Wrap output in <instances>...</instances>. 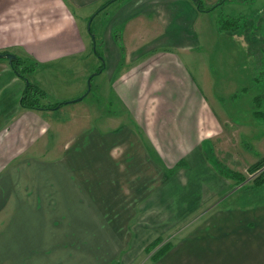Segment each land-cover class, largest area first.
<instances>
[{"label": "crops", "instance_id": "obj_1", "mask_svg": "<svg viewBox=\"0 0 264 264\" xmlns=\"http://www.w3.org/2000/svg\"><path fill=\"white\" fill-rule=\"evenodd\" d=\"M103 1L68 0L69 5L65 0H50L38 14L51 12L47 5H52L56 16L63 12L64 31L57 22L44 18L33 30L25 24L17 33L19 38L20 32L23 33V39L16 44L15 32L2 29L7 36H0V48L13 45L23 48L41 66L50 67L43 70L49 77L53 75L52 64L64 63L66 59L92 60L100 66L102 61L95 53L94 39L86 43L78 37L82 32L79 16L89 15L83 9L91 2L99 8ZM217 1L205 0L208 5ZM8 3L9 0H0V8ZM71 8L80 11L74 14ZM105 10L101 14L105 18L100 30L105 68L97 70L95 76L98 80L102 78L106 96L119 99L128 107L135 124L124 125L119 133L103 131L102 141L93 144L94 153L90 157L102 160L99 167L102 177L97 183L109 181V175L116 173L107 164L108 160L116 159L112 157L113 146L129 144L131 149L142 152L146 142L159 150L160 141L174 157L186 153L187 159L199 164L194 171L201 179L195 182L190 173L186 182L163 187L161 197L146 204L152 209L151 215L136 216L133 232L101 235L92 229V212L84 211L92 204L89 201L81 204L83 200L93 199L87 195L80 200V191L87 192V187L80 189L75 180L60 184L61 178L72 171L60 166L47 167L41 161L43 155L39 154L46 153L48 118L55 111L23 107L25 81L13 72L10 62L8 65L0 60V264H264V199L246 195L244 199L251 197L252 201L241 202L235 199L238 197L228 198L235 196L234 189L230 190L231 181L203 156L206 152L203 143L212 140L209 129L214 128L215 137L222 130L215 112L222 107L213 108L208 103L214 79L210 57L214 53L222 55V49L219 50L222 37L214 28L212 12L199 10L192 0H117ZM31 31L33 34L29 35ZM217 58L222 61V56ZM238 68L236 65V75ZM36 72L29 77L35 83L41 79ZM95 76L92 72L85 83L77 80L74 84L73 92L86 85L85 92L80 94L84 97L81 101L100 94V85L95 88ZM237 83L239 76L234 78V84ZM230 94L239 98L236 91ZM243 95L247 101L249 97L254 100L255 88L245 89ZM219 101L222 103L221 97ZM238 104L237 99L232 100L236 122L243 112L255 115L254 105L247 102L244 108L241 103L238 109ZM180 114L183 120L178 119ZM233 122L237 129L243 124ZM251 125L246 124L247 137L253 138L262 155L264 122L254 121ZM137 127L144 129V136ZM250 128L256 132L249 135ZM125 152L117 158H128ZM34 153L39 154L33 156ZM119 175L122 176L117 172L118 181ZM13 176H21V181L11 182ZM32 176L36 177L34 182L23 179ZM5 177L9 179L2 183ZM96 185L95 188L93 184V192L111 190L109 183ZM80 207L84 208L80 210ZM19 236L29 242L21 247L18 242L7 243ZM159 238L162 242L157 248L165 244L170 247L158 260H153L151 255V262L144 263L146 246ZM31 240L42 241L38 247L45 248L43 258H36L29 251ZM50 256L55 257L48 259Z\"/></svg>", "mask_w": 264, "mask_h": 264}, {"label": "rangeland", "instance_id": "obj_2", "mask_svg": "<svg viewBox=\"0 0 264 264\" xmlns=\"http://www.w3.org/2000/svg\"><path fill=\"white\" fill-rule=\"evenodd\" d=\"M21 1L22 0H9V3L6 6L0 8V36L2 38L7 36V32L2 31V29L14 31L16 34H14V36H17L18 31H20L25 24L27 27L30 26L33 30L35 25L37 27V23L42 21L44 18H47V21L57 22L58 26L61 25L64 31V27L66 26V17L62 16L63 12L58 13L56 16L55 13H52V5H47V8L51 11L48 12L49 15L48 13L46 15L45 13L38 14L40 13L41 7L46 5L47 2L49 3L50 0ZM220 1L221 0H218L215 3ZM65 2L69 4L68 0H65ZM206 4L208 5V3ZM95 6L96 5L91 2L90 5H87L83 9L84 11H87L86 13L89 15L84 18L81 17L83 15L79 16V19L83 20V22L79 20L82 32L80 33L78 39L86 43H90L92 41L93 34L91 35L88 31V24L91 22L93 32L95 34L98 32L96 36H98L97 43L98 50L100 51L102 49L100 30L104 24L103 22L105 18V15L101 14L106 13L107 9L105 11L103 10L107 6L101 10H99L100 6L99 8H95ZM29 9H32L31 12H29ZM92 10H94L93 13H91ZM78 11L80 10L72 9L71 12L75 14V12ZM211 12V17L215 21L214 28H216L215 30L219 33L220 37H222V48L218 47L219 50L222 49V61L219 60L220 58H217V56L221 57L219 54L216 55V53H214L210 57V64L214 78L212 84L213 94L211 93L212 95L207 97L209 101L208 103H210L213 108H215L216 105L222 107L220 111L215 110L220 118L222 130L220 131L221 135L215 137L216 135L214 134L217 133L213 132L214 128L209 129L211 132V136H209V138L212 140L203 143L204 151H206H203V156H205L204 159L206 158V161L209 159L210 162H207L211 165V167L218 169L215 164L221 162L228 168L239 171L245 175L246 181L241 184H238L236 180L227 177L232 183L230 190L234 189L233 191H235V196L230 195L228 198L234 199V197H238L239 199H235L241 202L246 200L252 201L251 197H254L257 200H262L264 199V183L260 186H256V177L264 171V166L253 172L250 170V167L262 156H264V154L260 155L261 153L254 145L253 138L251 136L247 137L246 124H250V127H252L253 125L251 124H253L254 121L258 124V122H264V118L243 112L241 113L242 118H239L240 122H236L233 118L234 111H232V100H238V109L241 108V103L243 104L242 106L246 108L247 102H249L254 105V110L259 109L264 111V103L263 105L261 104L260 106H257L258 100L255 101L258 95L261 94V96H264V65L260 61H256L257 57H259V60H262L261 54H263L262 50H264V0H244L238 2L235 0H227L224 4L215 8ZM96 15L100 16L97 20ZM240 15H242V17L244 16L246 20H251L249 28L245 29L241 26L238 29L232 28L230 32H220L218 30L217 20L220 17H240ZM33 20L36 24H34ZM72 21H74V19ZM44 25H46L45 22ZM256 26H259L258 30L256 29ZM22 34L23 33L20 32L21 38L17 36L14 43L18 44L21 39H23ZM31 34H33L32 31L29 35ZM11 35L12 34H10V36ZM88 49H91V47ZM3 50H7L10 53L21 56L26 59L28 64L31 60H35L30 57V55H28L23 48H17L14 45L0 48V51ZM90 59L92 58H89V60ZM0 60H5L3 63L9 65V61L7 59L1 58ZM230 62H232V65ZM235 64L239 66L238 75H236L235 72ZM230 65L233 69L232 72ZM52 67L53 75L50 77L43 71L46 68H50L49 66L45 67L39 65V69L37 68L34 71H38L36 73H38L37 77L39 79L41 77L37 84L47 93V98L43 99V103H50L49 105H53L59 101L77 99L78 97H81L86 90V85L82 90L79 89L73 92L72 90L74 89V84L77 83V80H79V83H85L92 72L94 76L96 75L100 66L95 64V61L92 62V60H84L80 62L77 60L75 61L74 59H66L64 63L52 64ZM34 72L31 74H34ZM39 73L41 75L40 77ZM31 74H29V77ZM237 76H239V83L234 84V78L236 80ZM31 79L33 82L35 81L33 77ZM101 79L102 78L98 80L95 76L96 81H94L95 88H97L98 85L101 87L99 90L100 94H95V96L91 95L88 99L81 101L84 98L83 97L81 100L64 104L56 109H49L54 110L55 114L48 118L50 128H48L47 131L46 153H34L33 156H38V154L43 155V159L41 158V161L46 163L47 167L60 166V168H66L67 172L72 171L71 174L65 175L63 177L64 179L61 178L62 180L60 181V184H70L72 183L71 180H75L81 185L80 189L87 187V192L80 191V200L84 199L87 195L93 197L91 200L86 199L81 201V204L83 205H86L87 201L92 204L84 209V211L89 210L92 212V229L100 232L101 235H108L111 233L129 234L134 230L136 216L141 215L143 217H149L151 215L150 211H152V209L146 204H148L151 199L160 198V194L164 190L163 187L167 184H180L183 181L186 182L190 179V173L195 182H199L201 177L198 173H195L194 170L200 166L193 160L189 158L188 160L186 153H181L178 158L174 157V153L166 150L158 137L160 141V143L158 142L159 150L154 144H147V142V149L142 146V152H136L134 149H131L132 147L129 144L125 146H113L112 157H116V159L108 160L107 164L112 167L111 171H116V173L120 172L122 174V176L119 175L120 181L116 178V173L112 172L111 175H109V181H100L97 183V180L102 177V169L99 168L102 166V160L90 157V155H93L94 153L93 144L96 140L102 141L101 137L103 131H105L104 133H108L110 131L119 133L123 130L122 127H124V125L135 124L133 114L128 112V107H126L124 103H121L119 99L108 97L104 94ZM250 87L255 88V96L254 100H250L249 97V101H247V97L243 95V91ZM243 88L245 89L242 90ZM96 91L98 90L96 89ZM234 91L239 93V98L231 97L230 93H234ZM76 95L80 96L75 97ZM241 96L242 98H240ZM219 97L222 98V103L219 101ZM109 98L110 101H107L106 99ZM234 108L236 109V106H234ZM178 119H182L181 114ZM231 119H233L235 123L242 122V126L237 129V126ZM158 120L160 121L159 118ZM138 127L137 130H141L140 134L144 136V129L141 127L139 129ZM250 129L252 131L249 132V135L256 132V129ZM238 135H241V138ZM122 140L124 141L125 137H123ZM243 148L247 152H245ZM124 152L125 155H129V157L125 159L123 158V160L118 159L117 155L120 153L123 154ZM189 168L190 171H188ZM24 178H27L29 183L34 182V179H36L34 176H32V179L28 177H23V179ZM8 179L9 177H5L2 183H6ZM19 181H21V176L11 177V182ZM102 182L105 184L109 183L111 190L105 193L96 191L93 192L92 189L94 187H98L96 184L99 185ZM93 184L95 185L94 187ZM88 186L91 191L88 190ZM246 195H250L251 197H247L245 200L244 197ZM99 196L101 198H98ZM84 207H80V210ZM164 237H166V235H164ZM12 242H18L21 247L29 241H26L23 237L19 236L9 239L7 243L10 244ZM41 242L42 241L37 240L30 241L32 248H30L29 251L32 250L33 255H35L36 258H43L42 256L45 255L44 246L38 247V244ZM83 243H85V240ZM35 245L37 247H35ZM88 246H91V244L88 243ZM161 247L162 245L159 246V248ZM159 248L156 247L154 251ZM151 255L152 254L148 253L145 248L143 257L144 263L151 262ZM54 257L55 256H50L48 259H52ZM81 258L85 261V256H82ZM57 264L62 263L58 262Z\"/></svg>", "mask_w": 264, "mask_h": 264}, {"label": "trees", "instance_id": "obj_3", "mask_svg": "<svg viewBox=\"0 0 264 264\" xmlns=\"http://www.w3.org/2000/svg\"><path fill=\"white\" fill-rule=\"evenodd\" d=\"M115 1L117 0H105L103 4L100 6L99 10L103 9L104 7L110 5L111 3ZM192 1L196 4L199 10L212 11L215 8L219 7L220 5L224 4L227 0H221L220 2L215 3L214 5H207L205 0H192ZM235 1L238 2V1H244V0H235ZM250 22L251 20L249 19L246 20L244 16L242 17V15H240V17L239 16L237 17L222 16L217 20V27L220 32H230L232 28L238 29L241 26H243L245 29L249 28ZM254 25H255V22H254ZM256 29L258 30L259 26H256ZM246 32H249V31H246ZM90 33L93 34L95 53L102 61L99 67V70H103L105 68V59L102 56L101 52L98 50L97 36L96 34L93 33V30H90ZM262 52H263V54H261L262 60H259V57H257L256 61H260L264 65V50H262ZM7 53H10V52L7 50L0 51V55H3V57L1 58L7 59V56H6ZM10 65L12 67L13 72L18 77H20L22 80L25 81V89L21 97V104L23 107L31 108V109H44V110H49L51 108L56 109V108L63 106L64 104L76 102L83 98L81 96V97H78L77 99L59 101L53 105H49L50 103L45 104L43 103V99L47 98L46 91L43 88H41L37 83L31 81L29 78V74L33 73L39 67L40 65L39 62L36 60H31L28 64L26 59L16 54V57L11 59ZM259 96L256 97V100H258L257 106H260L262 104L263 97H264V96H261V94ZM254 113L256 116L264 117V111L257 109L255 110ZM216 165L220 173H222L228 178L236 180L238 184L244 183L246 181V177L243 173L236 171L234 169L228 168L226 165H224L221 162L216 163ZM262 166H264V156H262L256 163H254L250 167V170L253 172L255 170H258ZM256 180H257L256 186H260L261 184L264 183V171H262L260 175L256 177ZM161 242H162L161 238L153 241L146 247V251L148 253H151V251H153ZM169 247H170L169 244L162 245L161 248L157 249L152 254V259L158 260L167 251Z\"/></svg>", "mask_w": 264, "mask_h": 264}, {"label": "water", "instance_id": "obj_4", "mask_svg": "<svg viewBox=\"0 0 264 264\" xmlns=\"http://www.w3.org/2000/svg\"><path fill=\"white\" fill-rule=\"evenodd\" d=\"M7 58L11 61V59L16 57V54L14 53H7L6 54ZM3 57V55H0V58Z\"/></svg>", "mask_w": 264, "mask_h": 264}, {"label": "flooded vegetation", "instance_id": "obj_5", "mask_svg": "<svg viewBox=\"0 0 264 264\" xmlns=\"http://www.w3.org/2000/svg\"><path fill=\"white\" fill-rule=\"evenodd\" d=\"M88 30H89V32H90V30H92V26H91V22H89V24H88ZM92 35V34H91ZM8 59V58H7ZM9 62H10V60H9Z\"/></svg>", "mask_w": 264, "mask_h": 264}]
</instances>
